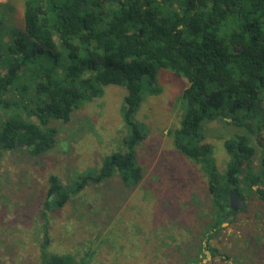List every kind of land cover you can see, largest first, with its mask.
Returning <instances> with one entry per match:
<instances>
[{
  "label": "trees",
  "instance_id": "16d2710c",
  "mask_svg": "<svg viewBox=\"0 0 264 264\" xmlns=\"http://www.w3.org/2000/svg\"><path fill=\"white\" fill-rule=\"evenodd\" d=\"M23 8L24 35L0 49V157L55 149L52 122L68 124L107 85L126 89L123 149L105 155L93 176L73 186L50 175L43 218L90 183L115 175L127 187L142 181L136 148L146 136L134 116L157 67L188 82L183 119L171 135L175 149L208 179L209 221L204 232L194 231L203 239L192 243L187 264H202L195 260L202 243L232 215L244 212L264 231V118L257 119L264 102V0H24ZM227 116V125L241 132L223 143L221 173L206 130ZM231 194L243 201L237 212ZM43 263L84 264L68 254Z\"/></svg>",
  "mask_w": 264,
  "mask_h": 264
},
{
  "label": "rangeland",
  "instance_id": "374dc122",
  "mask_svg": "<svg viewBox=\"0 0 264 264\" xmlns=\"http://www.w3.org/2000/svg\"><path fill=\"white\" fill-rule=\"evenodd\" d=\"M23 2L0 0V49L24 35ZM155 76L134 116L146 136L136 148L144 175L138 185L127 187L117 175L102 185L90 183L42 217L50 175L73 186L93 176L105 155L123 149L126 89L119 86L107 85L99 97L85 100L68 124L52 122L58 129L55 149L37 157L23 149L0 157V264H44L67 254L84 264H187L192 243L202 238L194 231L204 232L209 221L208 179L175 149L171 135L183 119L188 82L157 67ZM263 118L264 102L257 114ZM229 121L227 116L206 130L221 173L227 160L223 143L240 131ZM253 220L244 212L233 216L218 235L204 237V251L195 260L264 264V231ZM209 246L218 250L215 257Z\"/></svg>",
  "mask_w": 264,
  "mask_h": 264
},
{
  "label": "water",
  "instance_id": "95a60500",
  "mask_svg": "<svg viewBox=\"0 0 264 264\" xmlns=\"http://www.w3.org/2000/svg\"><path fill=\"white\" fill-rule=\"evenodd\" d=\"M243 206V201H239L236 197H234L233 194L230 195V207L233 212H237V210ZM233 219V216H230L229 218L224 220V223L229 222Z\"/></svg>",
  "mask_w": 264,
  "mask_h": 264
}]
</instances>
